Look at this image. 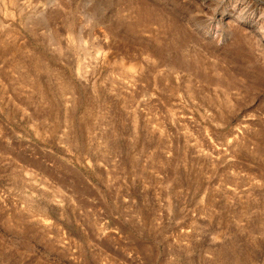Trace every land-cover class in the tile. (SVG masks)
<instances>
[{
	"label": "rangeland",
	"instance_id": "obj_1",
	"mask_svg": "<svg viewBox=\"0 0 264 264\" xmlns=\"http://www.w3.org/2000/svg\"><path fill=\"white\" fill-rule=\"evenodd\" d=\"M0 264H264V0H0Z\"/></svg>",
	"mask_w": 264,
	"mask_h": 264
}]
</instances>
